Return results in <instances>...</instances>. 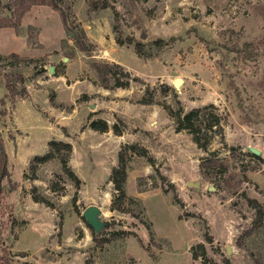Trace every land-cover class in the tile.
Returning <instances> with one entry per match:
<instances>
[{"label": "rangeland", "instance_id": "rangeland-1", "mask_svg": "<svg viewBox=\"0 0 264 264\" xmlns=\"http://www.w3.org/2000/svg\"><path fill=\"white\" fill-rule=\"evenodd\" d=\"M108 1L116 14L55 0L57 9L32 5L18 33L0 27V255L8 264H204L192 257L201 243L208 263L264 264V0ZM19 4L0 0V18L13 23ZM117 33L151 55L119 45ZM114 63L127 86L104 70ZM210 105L220 120L202 149L169 110ZM51 140L71 144L78 186L58 157L32 166ZM121 151L123 210L112 207L110 180ZM91 204L103 223L94 234L82 216ZM122 230L132 234L114 235Z\"/></svg>", "mask_w": 264, "mask_h": 264}, {"label": "trees", "instance_id": "trees-1", "mask_svg": "<svg viewBox=\"0 0 264 264\" xmlns=\"http://www.w3.org/2000/svg\"><path fill=\"white\" fill-rule=\"evenodd\" d=\"M42 4H47L54 9L58 8L55 3V0H20V4H19L20 8L18 9L16 13L17 15L15 16L16 20L13 23H11L8 17L3 16L2 18H0V27H13L16 33H18L19 22L21 20V17L24 15V13L28 11L32 5H42ZM6 6L10 7L9 4ZM107 7H110L113 10L114 14H116V11H114L115 9L112 7V5H110L108 0H89V8L91 10L104 9ZM113 30H116V25H113ZM115 39L119 45L123 44L124 42H126L127 44H132L133 48L135 49V52L139 55H144V56L151 55L150 52L144 49L143 43L136 41L133 37L128 36L126 38H122L119 35V33H117ZM157 42L160 41L159 40L154 41V43ZM0 58L3 57L0 55ZM113 66L115 67V69H112V67L109 65H105V67L107 68L104 69L106 72H110L111 77L114 78L113 85L115 87L127 86L128 80L120 79L119 75L121 74L123 76L128 77L129 73L127 71H123V69H121V66L117 63H114ZM117 72L119 73V75H116L118 74ZM8 84L9 83H7V85ZM8 87H9V91H12V87L9 85ZM211 107L212 106L210 105L203 107L202 109L197 108L190 110L186 113H181L180 110L173 112L171 111V109L169 110L170 114L175 118L176 128L178 130L186 129L190 133H192L194 142L197 144L198 147L202 149H206L210 139L209 137L206 138L204 136V130L207 129L211 130L213 126L219 125V120H220L219 116L209 111V108ZM89 126L92 129L100 132L106 131L108 129L106 122L100 120L90 121ZM113 132L117 135L121 134V131L116 126H113ZM48 145H49V150L45 154L34 156L32 158V162H31L32 166L35 167L39 163H44L52 158L58 157L61 162L63 170L67 173V175L71 179L74 180L75 185L78 186L79 179L70 169V167L67 165L68 156L71 152V144L65 141L51 140L49 141ZM125 148L131 149L132 151H129L130 153L132 152L135 153L136 155H141V156L145 155V151L141 148H138L135 145H126ZM60 150H64V154L59 153ZM126 152L127 151H121L119 153V165L116 166L110 174V180L113 183L114 189L117 193L113 201L114 203L112 207H114L115 209L117 208L119 210H123L121 204L124 202L125 199L128 198L131 200V198H129L125 192L126 166L124 162V156L127 155ZM208 160L211 159H209L208 157L204 158L200 163L201 167L204 165L205 162L208 163ZM6 174H7L6 154L4 152L2 143L0 142V180ZM35 201H43V199L40 197H35ZM249 202L254 207L258 206L257 208L258 215L256 220L258 222L257 224H260L263 217V210L260 207L259 203L256 201V199H249ZM87 226L94 234L93 228L90 227L88 224ZM117 234L131 235L132 233L130 231L122 230V231H116L114 235ZM102 240L107 241L108 239H102ZM198 256H202L203 258L202 261L204 262V264H216V263H208L207 258L205 256V248L201 243H198L195 247H192V257L196 259L198 258ZM8 263H9V256L7 257L5 255H0V264H8Z\"/></svg>", "mask_w": 264, "mask_h": 264}, {"label": "water", "instance_id": "water-1", "mask_svg": "<svg viewBox=\"0 0 264 264\" xmlns=\"http://www.w3.org/2000/svg\"><path fill=\"white\" fill-rule=\"evenodd\" d=\"M52 66L49 67V71H52ZM182 82V79L180 77H176L173 80V86L177 88L179 84ZM251 151L255 154H258L259 151L255 148H251ZM188 185H196L192 182H188ZM82 216L84 217L86 223L93 228L94 231L98 232L101 230L103 223L99 219V208L94 205H88L84 208L82 212ZM227 253H229V249H226Z\"/></svg>", "mask_w": 264, "mask_h": 264}]
</instances>
